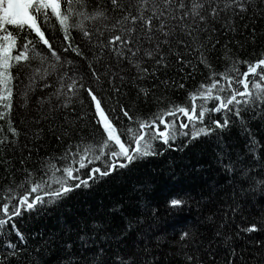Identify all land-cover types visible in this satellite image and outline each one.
<instances>
[{
    "label": "snow or ice",
    "instance_id": "snow-or-ice-1",
    "mask_svg": "<svg viewBox=\"0 0 264 264\" xmlns=\"http://www.w3.org/2000/svg\"><path fill=\"white\" fill-rule=\"evenodd\" d=\"M255 123L264 0H0V264H264ZM209 143L189 184L156 194L180 175L172 152Z\"/></svg>",
    "mask_w": 264,
    "mask_h": 264
},
{
    "label": "trees",
    "instance_id": "trees-1",
    "mask_svg": "<svg viewBox=\"0 0 264 264\" xmlns=\"http://www.w3.org/2000/svg\"><path fill=\"white\" fill-rule=\"evenodd\" d=\"M52 43L58 44L59 40L56 37H53ZM200 79L201 77L198 76L196 82L189 81L186 84V88L191 89L196 83L199 82ZM186 96L187 93L185 90H179L172 94V98L175 99L177 102L190 104V101L185 99ZM197 103H199V100L197 101ZM212 115L220 118L221 120L223 119L221 114L212 113ZM254 127L257 138L261 141L262 146H264V127H261L259 123H255ZM224 140L226 142L234 144L235 147H238L241 150H243L244 148L243 138L238 134V131L235 128H232L230 133H225ZM212 147L213 145L209 143L201 145L199 148L195 149L191 153L188 151V148H185L183 151L172 152V155L176 157V172L180 175L175 181L169 180L167 177H162L158 181L156 194L160 195L161 193L174 192L182 185L189 184L193 175L190 170L196 168V171L199 172V168H197V165H204L210 163ZM169 163H172L171 159H169ZM205 171L208 173L207 178L212 179L213 170L205 169ZM4 176H6V174L2 170H0V177ZM122 192L123 189L120 186L119 182L111 185H105L104 187L98 189L91 197L76 196L75 199L68 202V208L73 212H86L89 205H94L95 203L100 201L107 203L112 199H118L122 195ZM54 220V216H50L47 218V224L49 227L54 226ZM17 226L23 229L27 226V224H18Z\"/></svg>",
    "mask_w": 264,
    "mask_h": 264
}]
</instances>
